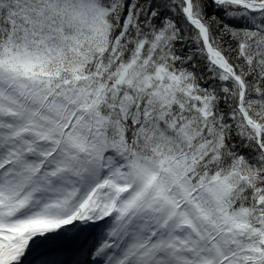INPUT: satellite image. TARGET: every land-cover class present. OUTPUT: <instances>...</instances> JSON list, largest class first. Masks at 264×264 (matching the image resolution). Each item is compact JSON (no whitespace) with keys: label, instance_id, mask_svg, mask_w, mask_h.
<instances>
[{"label":"snow or ice","instance_id":"1","mask_svg":"<svg viewBox=\"0 0 264 264\" xmlns=\"http://www.w3.org/2000/svg\"><path fill=\"white\" fill-rule=\"evenodd\" d=\"M0 264H264V0H0Z\"/></svg>","mask_w":264,"mask_h":264}]
</instances>
